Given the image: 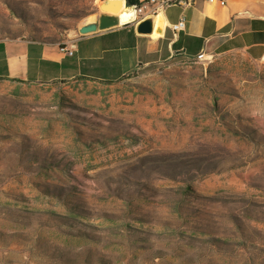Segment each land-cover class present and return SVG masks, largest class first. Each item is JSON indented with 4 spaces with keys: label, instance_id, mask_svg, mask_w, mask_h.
<instances>
[{
    "label": "rangeland",
    "instance_id": "rangeland-1",
    "mask_svg": "<svg viewBox=\"0 0 264 264\" xmlns=\"http://www.w3.org/2000/svg\"><path fill=\"white\" fill-rule=\"evenodd\" d=\"M104 1L0 0V39ZM196 55L0 93V264H264V59Z\"/></svg>",
    "mask_w": 264,
    "mask_h": 264
},
{
    "label": "crops",
    "instance_id": "crops-1",
    "mask_svg": "<svg viewBox=\"0 0 264 264\" xmlns=\"http://www.w3.org/2000/svg\"><path fill=\"white\" fill-rule=\"evenodd\" d=\"M119 1L126 8V1ZM224 1L176 0L160 10L163 30L156 37L138 34L131 21L76 34L63 44L0 39V93L17 96L53 82L112 84L147 66L200 52L242 51L263 60L264 0ZM181 17L184 29L174 32L170 26Z\"/></svg>",
    "mask_w": 264,
    "mask_h": 264
},
{
    "label": "built area",
    "instance_id": "built-area-1",
    "mask_svg": "<svg viewBox=\"0 0 264 264\" xmlns=\"http://www.w3.org/2000/svg\"><path fill=\"white\" fill-rule=\"evenodd\" d=\"M210 4H219L224 5V0H203ZM176 2V0H139L136 4L129 5L127 7L133 10L134 18L132 22L137 23L140 20L151 17L153 23L155 18L158 16L160 10L170 5L171 3ZM185 19L181 17L176 23L172 24L170 28L174 32H178L184 29ZM67 53L71 54L70 50H66ZM204 56L203 52H200L196 55V59H202Z\"/></svg>",
    "mask_w": 264,
    "mask_h": 264
},
{
    "label": "water",
    "instance_id": "water-1",
    "mask_svg": "<svg viewBox=\"0 0 264 264\" xmlns=\"http://www.w3.org/2000/svg\"><path fill=\"white\" fill-rule=\"evenodd\" d=\"M105 2V1H104ZM119 25L117 16L103 12L100 14L97 21L91 20L85 22L78 28V33L88 34L96 30H105ZM154 23L151 17L140 20L135 23V30L138 34H151L153 32Z\"/></svg>",
    "mask_w": 264,
    "mask_h": 264
},
{
    "label": "bare ground",
    "instance_id": "bare-ground-1",
    "mask_svg": "<svg viewBox=\"0 0 264 264\" xmlns=\"http://www.w3.org/2000/svg\"><path fill=\"white\" fill-rule=\"evenodd\" d=\"M104 3V2H103ZM99 4V7L102 11H106L111 13L114 16H117L119 19V24H126L133 20L134 14L133 10L123 5L122 1L119 0H107L103 4ZM163 21L160 16H157L154 21V28L152 32V36L160 35L161 31L163 30Z\"/></svg>",
    "mask_w": 264,
    "mask_h": 264
},
{
    "label": "trees",
    "instance_id": "trees-1",
    "mask_svg": "<svg viewBox=\"0 0 264 264\" xmlns=\"http://www.w3.org/2000/svg\"><path fill=\"white\" fill-rule=\"evenodd\" d=\"M126 1V5H132V4H136L138 2V0H125Z\"/></svg>",
    "mask_w": 264,
    "mask_h": 264
}]
</instances>
